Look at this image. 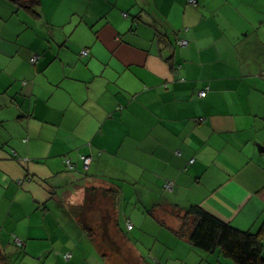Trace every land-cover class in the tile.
I'll list each match as a JSON object with an SVG mask.
<instances>
[{"label": "crops", "instance_id": "0c3cea01", "mask_svg": "<svg viewBox=\"0 0 264 264\" xmlns=\"http://www.w3.org/2000/svg\"><path fill=\"white\" fill-rule=\"evenodd\" d=\"M41 2L0 0V264H202L166 212L190 205L257 232L264 0ZM70 181L117 190L116 261L56 196Z\"/></svg>", "mask_w": 264, "mask_h": 264}, {"label": "trees", "instance_id": "16d2710c", "mask_svg": "<svg viewBox=\"0 0 264 264\" xmlns=\"http://www.w3.org/2000/svg\"><path fill=\"white\" fill-rule=\"evenodd\" d=\"M9 1L15 5V9L22 7L26 8V10L29 11L33 17H39L40 15L34 9L41 3L40 0ZM124 16H127V13H125ZM157 37L160 38V35L157 34ZM79 156L82 160L83 168L84 157H90V162L92 161V157L90 155L82 154ZM66 163L69 164V160L66 161ZM84 169L87 170L88 166ZM86 189H89L92 192L95 191L90 187H86ZM164 189L166 191H171V188H168L165 184ZM102 191L110 198H114V194L117 192L115 188H104ZM154 208L155 207L152 209H146L145 213L152 214ZM75 212H77V210ZM171 212H174V216L180 220L178 228L173 230L175 235L180 238H185V240L188 241L201 255H208L206 261L203 260L204 262L202 264H222L227 260H230L234 264H264L262 243V239L264 238V222L261 224V227L257 232H252L250 230L237 228L232 224L217 218L215 215L207 212L198 205H190L186 208H174ZM80 213L81 212L78 213L80 215L78 221L82 230L85 232L91 244L96 247V251L98 250V252H100L104 249L102 246L103 240L99 242L100 236L96 233L95 228L91 227L85 218L82 219ZM128 224L129 222L126 223V228L128 230L132 229V223L130 222L131 227H128ZM106 225L107 223L105 222L99 225V228L101 229V238L104 237L106 229L108 228ZM202 259H204V257ZM202 259L200 258L199 260Z\"/></svg>", "mask_w": 264, "mask_h": 264}, {"label": "rangeland", "instance_id": "374dc122", "mask_svg": "<svg viewBox=\"0 0 264 264\" xmlns=\"http://www.w3.org/2000/svg\"><path fill=\"white\" fill-rule=\"evenodd\" d=\"M63 5H64V2H63ZM34 9L40 14V17L42 18H43V14L50 15L49 7L46 3L42 6V2H41ZM61 13L63 15H61ZM65 13H67V9L65 11H61V12L59 11L58 13H56L57 20L55 24L58 22L59 19L64 17ZM245 14L250 15L247 12H245ZM62 20H65V19H62ZM76 187L74 186V182L70 181L66 185H63L61 187L59 186L58 189H55L57 191L56 196L58 198H61L62 196H64L63 200L65 198L73 200L75 202V205L83 201L82 204H78V207L82 208V212L80 213L81 218L82 219L85 218L87 223L91 227L95 228L96 233L100 236L99 242L103 240L102 246L106 250L108 248L107 251H108V256L110 258V261H116L114 259L115 254H118L120 252L121 250L120 243H124L125 239H123L122 238L123 236H120L118 231L114 229V218L116 214L114 200H112L110 197H107L101 189L99 191L95 190L94 192H92L86 188H83L80 190V188H76ZM71 188H72V191H71ZM70 205L68 204L69 208H70ZM74 210L75 209H73V211ZM79 211L80 209H77V213H79ZM166 212L167 214L172 215V216H174L175 214L174 212H171V211L170 212L166 211ZM122 214L124 216V211H122ZM77 216H78L77 218H80L79 214H77ZM104 222L107 223L106 226L108 228L106 229L104 237L101 238L100 231L98 229H100L99 225L103 224ZM0 242L3 243L1 239H0ZM10 244L11 246H14L12 243ZM225 263L234 264L230 260H227ZM225 263H222V264H225ZM216 264H220V263H216Z\"/></svg>", "mask_w": 264, "mask_h": 264}, {"label": "built area", "instance_id": "2783aa9c", "mask_svg": "<svg viewBox=\"0 0 264 264\" xmlns=\"http://www.w3.org/2000/svg\"><path fill=\"white\" fill-rule=\"evenodd\" d=\"M192 3H195V0H190ZM124 15H125V13H124ZM177 44L178 45H181V46H185V45H187V40H185V39H179L178 41H177ZM87 49H82L81 50V54H83V55H85V54H87ZM35 60V58L34 59H32V61H34ZM199 95L200 96H203V95H205V90H202V91H200L199 92ZM90 157H84V168H87V166L89 165V163H90ZM167 187H168V185H167ZM128 227H131V224L129 223L128 224ZM69 254H66L65 256H68Z\"/></svg>", "mask_w": 264, "mask_h": 264}]
</instances>
